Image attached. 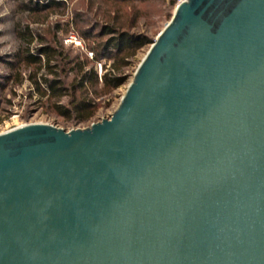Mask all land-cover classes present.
Masks as SVG:
<instances>
[{
	"label": "water",
	"instance_id": "95a60500",
	"mask_svg": "<svg viewBox=\"0 0 264 264\" xmlns=\"http://www.w3.org/2000/svg\"><path fill=\"white\" fill-rule=\"evenodd\" d=\"M0 264H264V0H184L108 119L0 133Z\"/></svg>",
	"mask_w": 264,
	"mask_h": 264
},
{
	"label": "rangeland",
	"instance_id": "374dc122",
	"mask_svg": "<svg viewBox=\"0 0 264 264\" xmlns=\"http://www.w3.org/2000/svg\"><path fill=\"white\" fill-rule=\"evenodd\" d=\"M48 1L0 0V133L30 123H46L69 131L110 118L152 43L173 19L179 3L178 0L174 4L171 0H55L60 6L48 8ZM108 24L116 26L120 33L145 36L152 43L129 59V66L123 70L127 77L124 84L95 99L97 108L93 117L82 121L73 113L58 114L55 103L69 107L72 97L58 102L49 100L41 95L33 78H37L43 90L47 89L44 78L61 79L70 93L77 61L85 64L86 70L93 68L99 76L110 70L112 60L107 52L101 48V58L94 62L91 50L118 37L119 33L102 35ZM27 34L25 38L29 35L34 38L31 50L35 54L47 46L63 51L62 56L53 58L49 71L44 68L38 71L35 64L20 63L17 55L26 46L21 37Z\"/></svg>",
	"mask_w": 264,
	"mask_h": 264
},
{
	"label": "trees",
	"instance_id": "16d2710c",
	"mask_svg": "<svg viewBox=\"0 0 264 264\" xmlns=\"http://www.w3.org/2000/svg\"><path fill=\"white\" fill-rule=\"evenodd\" d=\"M176 1L177 0H171L172 4L176 3ZM58 6H60V3L55 0H49L46 5L48 8ZM114 33H119L118 37H113L112 39H108L107 42L100 43L101 46H99V48H91V50H93L92 60L94 62L101 58V48L107 52L108 59L112 60L110 70H107L103 75L99 76L97 71L93 68L86 70L85 64L77 61L75 64V82L72 84L73 90L70 93L68 87H66L61 79L44 78L43 81L47 84V89L43 90L37 78H33L41 95L43 97L46 96L49 100L54 99L58 102L66 96L72 97L69 107L55 103L54 108L58 114L64 116L73 113L82 121H86L93 117L97 108L95 99L110 94L114 89L124 84L127 77L123 70L129 66V59L133 57L140 48L152 43L151 39L145 36H132L127 32L120 33L116 26L109 24L106 25L102 35ZM27 36L28 34L21 37L25 41L26 46L21 47L17 55L20 63L23 62L29 65L35 64L38 66V71L43 68L49 71L53 58L55 56H62L63 51L59 50V47L47 46L39 49L38 53L35 54L31 50V44L34 38L31 35L25 38Z\"/></svg>",
	"mask_w": 264,
	"mask_h": 264
},
{
	"label": "built area",
	"instance_id": "2783aa9c",
	"mask_svg": "<svg viewBox=\"0 0 264 264\" xmlns=\"http://www.w3.org/2000/svg\"><path fill=\"white\" fill-rule=\"evenodd\" d=\"M179 2H181V1H184V0H178Z\"/></svg>",
	"mask_w": 264,
	"mask_h": 264
}]
</instances>
